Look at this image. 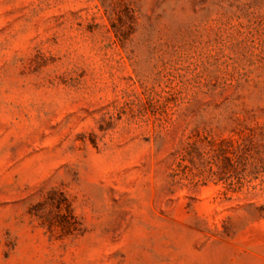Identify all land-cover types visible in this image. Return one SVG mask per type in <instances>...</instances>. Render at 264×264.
Returning a JSON list of instances; mask_svg holds the SVG:
<instances>
[{
  "label": "rangeland",
  "instance_id": "obj_1",
  "mask_svg": "<svg viewBox=\"0 0 264 264\" xmlns=\"http://www.w3.org/2000/svg\"><path fill=\"white\" fill-rule=\"evenodd\" d=\"M0 264H264V0H0Z\"/></svg>",
  "mask_w": 264,
  "mask_h": 264
}]
</instances>
